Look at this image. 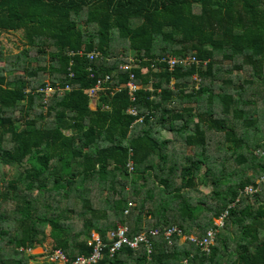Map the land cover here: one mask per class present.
Masks as SVG:
<instances>
[{"label": "trees", "instance_id": "1", "mask_svg": "<svg viewBox=\"0 0 264 264\" xmlns=\"http://www.w3.org/2000/svg\"><path fill=\"white\" fill-rule=\"evenodd\" d=\"M9 32L22 47L6 55L0 40V264H48L29 262L38 246L73 262L92 253V231L107 243L94 264H264V0H0ZM188 54L206 64L157 61ZM130 57L135 67H119ZM130 73L134 100L115 88ZM106 74L92 98L85 89ZM47 83L70 89L44 106L35 90ZM201 185L209 194L192 203ZM117 224L131 240L146 234L150 252L110 254ZM171 227L198 238L213 228V245Z\"/></svg>", "mask_w": 264, "mask_h": 264}, {"label": "built area", "instance_id": "2", "mask_svg": "<svg viewBox=\"0 0 264 264\" xmlns=\"http://www.w3.org/2000/svg\"><path fill=\"white\" fill-rule=\"evenodd\" d=\"M82 51H78V53H81ZM86 56L90 59H96L97 57L100 56V53L98 51H91L86 53ZM135 58L130 57L127 59V62L120 65L119 67H122L125 70H130L131 67L133 66ZM158 62L163 63L168 67L169 70H172L175 66L178 64H181L182 66H190V65H196V66H204L206 64L205 61H201L197 59L194 55H185L184 57L181 58H176L174 56H167V57H162L157 59ZM154 69L158 67L154 66V64H151ZM133 73L129 74V77L126 81V83L122 85H115L116 89H120L121 87H124L128 90V94L130 95V100H134V95L133 92L135 89L139 88L138 85H136L133 82ZM193 79L198 81L199 79L197 78V75L193 76ZM111 76L109 74L104 75L103 78H99L96 82V84L92 88L85 89V92H88L89 95L94 98L99 90L103 89V83L105 82H110ZM70 89L69 85H65L64 87H60L59 85H51L47 83L44 87H40L36 89V92L43 93L44 94V100L47 99V97L53 93L56 92L59 95H61L65 90ZM126 111L132 115V116H137V118L134 120L135 122H141L143 116H140L138 111L134 107H128ZM133 123V124H134ZM127 166L129 167V170H132V163L128 162ZM131 203H129V206ZM127 210H125V213ZM226 215V213L222 214L221 216L218 217V219L214 220V224L217 226H222L223 225V218ZM215 230L213 228H210L206 231L205 235L202 238H195L193 236H189L188 239L191 241H194L201 250L203 251H208L210 246L213 244L214 236H215ZM176 234L179 236H182V231L178 227H171L166 230V236H169L171 234ZM127 226L118 224L115 229L110 230L107 232V239L109 241H112L111 246L109 247L108 252L110 254L114 253L116 249L120 247L121 244H126L129 247L136 248L140 243L145 244V247H148V252L150 251V247L147 243V235L146 234H140L136 237H134L132 240L127 237ZM149 234L152 235H157V230H150ZM93 240L95 241V244L93 246L92 253L88 256H78L73 262H70L67 260V257L63 255L59 250H55L47 259L48 264H94L96 263L101 257L103 253V247H106L107 243L103 242L100 240V238L96 235ZM109 254V255H110Z\"/></svg>", "mask_w": 264, "mask_h": 264}, {"label": "rangeland", "instance_id": "3", "mask_svg": "<svg viewBox=\"0 0 264 264\" xmlns=\"http://www.w3.org/2000/svg\"><path fill=\"white\" fill-rule=\"evenodd\" d=\"M0 40H1V44H2V51L6 54V55H11V54H16L17 52H19V50L21 49L22 47V39H21V32H9V33H1V36H0ZM128 56H132V53L129 52ZM222 65L223 66H228L229 63L227 61H224L222 60ZM3 65V61H0V66ZM238 75H241V77H243L244 75H246V73L244 72V74H242L241 71H238V72H233L232 76H233V79L237 80V76ZM241 77H239L241 79ZM239 79V80H240ZM238 80V81H239ZM198 82V81H197ZM216 86L217 85H220V82L216 81L215 82ZM261 105L260 108H258V111L260 110V113H264V107H263V104H259ZM90 106L92 107H95V102L92 101L90 102ZM261 116H264V114H261ZM259 125L262 126V130L264 131V124L259 121ZM171 136L170 132H167V131H163L162 132V137L164 138H169ZM175 148L179 150V148H186L184 147L181 143H179V141L176 142L175 144ZM186 152L187 154H189L191 152V150L189 148H186ZM256 154L260 153L261 150H255ZM4 168L0 166V182L3 181V178H4ZM204 170V167L201 169V172ZM197 191H191L190 194L192 195L193 199H191V202L193 203L195 200L197 199H204L205 197H203V195H208L209 194V187L207 186H204V185H201V186H197ZM184 195H189V192L188 193H185ZM63 198L61 197H57V198H54V199H51L54 201V204H57L58 206H61L62 204L66 203L67 201L65 200H62ZM209 201H212L210 198H209ZM200 204V202H196V205ZM209 204V203H208ZM212 214V212L210 210H208V207H206V210L204 212H202L199 217L197 218V223L198 224H201L203 222V220L207 217H209L210 215ZM195 224V223H194ZM194 230H197V226L195 224V226L193 227ZM224 233L226 232V230H221L220 233ZM49 241V239H48ZM47 246L49 243H46ZM28 253L29 255H31L32 257L30 258L32 261H30L29 259V262L30 263H35L36 260L40 261V263L44 262L45 260H49L50 258H48L50 256V254H48L45 249L43 247H35L31 250H28ZM39 263V262H37Z\"/></svg>", "mask_w": 264, "mask_h": 264}, {"label": "clouds", "instance_id": "4", "mask_svg": "<svg viewBox=\"0 0 264 264\" xmlns=\"http://www.w3.org/2000/svg\"><path fill=\"white\" fill-rule=\"evenodd\" d=\"M137 64H136V60H134V63H133V66L132 67H135ZM131 67V68H132ZM203 67V66H202ZM198 78V77H197ZM199 79V78H198ZM193 80H195V79H193ZM196 81V80H195ZM198 82H199V80H198ZM197 81H196V87H197V83H198ZM56 85H59V84H56ZM60 86V85H59ZM28 91H29V89H28ZM36 91V90H35ZM39 93V92H38ZM42 95H43V97H42V104L44 105V106H46V103H47V101L49 100V98L52 96V95H54V94H56V95H58V96H60L58 93H56V92H53V93H51L48 97H47V99L46 100H44V94L43 93H41ZM134 99H135V97H134ZM91 108H95V107H92V106H90ZM45 108V107H44ZM128 162H131L132 163V165H133V162L131 161V160H129ZM216 219H218V218H216ZM118 225V224H117ZM116 225V226H117ZM122 225H124V224H122ZM155 229V228H154ZM180 229V228H179ZM181 230V229H180ZM110 231V230H109ZM182 231V230H181ZM148 233V232H147ZM98 236V233L97 232H94V231H92L91 232V235H90V238H89V241H88V244L89 243H91L92 241H94L93 240V238L95 237V236ZM107 235V234H106ZM189 235V234H188ZM187 234H185L183 231H182V236H179V235H177L178 237H179V239H183L184 241L185 240H188V241H191V240H189L188 239V237L189 236H193V237H195V238H198V237H196L195 235H189L188 236ZM99 237V236H98ZM182 240V241H183ZM191 242H193V244H195V245H197L194 241H191ZM213 242H214V240H213ZM149 244V243H148ZM213 245V244H212ZM111 246V244L109 245V247ZM109 247H108V250H109ZM151 249V248H150ZM107 250V251H108ZM147 252V254L150 252H148V250L146 251ZM46 261V260H45ZM47 262V261H46Z\"/></svg>", "mask_w": 264, "mask_h": 264}, {"label": "crops", "instance_id": "5", "mask_svg": "<svg viewBox=\"0 0 264 264\" xmlns=\"http://www.w3.org/2000/svg\"><path fill=\"white\" fill-rule=\"evenodd\" d=\"M180 240H183V239L181 238ZM30 261H32V260L30 259ZM37 262H39V263H40V261L36 260V261H35V263H37Z\"/></svg>", "mask_w": 264, "mask_h": 264}]
</instances>
